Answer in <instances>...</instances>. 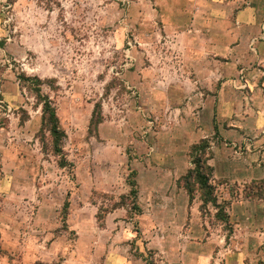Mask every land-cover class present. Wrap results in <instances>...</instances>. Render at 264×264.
Listing matches in <instances>:
<instances>
[{
	"label": "rangeland",
	"instance_id": "obj_1",
	"mask_svg": "<svg viewBox=\"0 0 264 264\" xmlns=\"http://www.w3.org/2000/svg\"><path fill=\"white\" fill-rule=\"evenodd\" d=\"M156 9L155 0H0V247L3 233L8 243L0 264H60L62 256L41 262L40 253L49 245L48 231L60 243H73L74 232L61 221L66 190L83 186L81 203L89 197L91 175L108 170L128 176L153 165L157 155L182 160L189 152L191 99L172 96L175 69L165 68L167 80L155 81L160 61L171 66L181 53ZM22 76L40 79L41 93L56 109L66 134L64 168L41 130L34 83ZM156 91L168 95L157 97ZM243 97L226 99L232 112L235 99L250 105ZM97 103L103 120L95 135L88 124ZM252 187L247 201L264 199V180ZM121 197L95 192L89 198L97 214L121 203L133 220L132 198ZM73 202L76 207V197ZM216 211L208 206L203 215ZM54 224L58 228L48 230ZM146 255L149 262L158 259L153 250Z\"/></svg>",
	"mask_w": 264,
	"mask_h": 264
},
{
	"label": "crops",
	"instance_id": "obj_2",
	"mask_svg": "<svg viewBox=\"0 0 264 264\" xmlns=\"http://www.w3.org/2000/svg\"><path fill=\"white\" fill-rule=\"evenodd\" d=\"M155 6L163 32L173 33L181 51L171 66L160 61L155 81L167 80L165 68L175 69L172 96L191 99L188 146L208 141L211 184L217 201L225 203L226 219H216L214 212L206 218L199 197L190 203L178 185L191 167L186 146L182 160L157 155L153 165L128 176L108 170L91 175L89 197L97 192L117 199L129 195L134 182L133 220L126 219L125 206H116L100 225L97 204L89 197L80 203L83 186L66 190L61 221L74 232L73 243L46 232L51 237L41 262L60 255V264H147L146 253L153 250L155 264H264V199L247 201L254 194L250 184L264 180V0H155ZM232 96L249 97L250 105L235 99L232 112L226 103ZM130 220L138 229H131ZM3 234L1 248L7 249Z\"/></svg>",
	"mask_w": 264,
	"mask_h": 264
},
{
	"label": "trees",
	"instance_id": "obj_3",
	"mask_svg": "<svg viewBox=\"0 0 264 264\" xmlns=\"http://www.w3.org/2000/svg\"><path fill=\"white\" fill-rule=\"evenodd\" d=\"M22 79L26 77L22 76ZM34 83L33 93L37 100L38 105L41 106V130L46 131L51 139L52 152L55 156L60 157L58 165L61 168L69 165L65 157L63 156L62 145L66 140V134L64 130L60 127L59 119L56 115V109L53 106L52 101L48 96L41 93L42 82L38 78H26ZM101 105L95 104L91 113V118L88 124V133L95 134L98 126L102 123ZM210 146L208 141L202 140L198 144L193 145L188 154L190 160V169L187 170L186 174L178 180V185L181 186L187 193L189 202L191 203L193 199L198 195L201 202L200 211L203 214L208 206H212L216 209L215 218L224 221L226 219L223 208L218 204L217 198L215 196V188L211 184L212 168L208 165ZM131 190L129 192V197L132 198L131 210L138 211L135 200H136V190L134 189V182L130 181ZM124 197H121V200ZM118 206H124L123 204H114L113 208ZM68 208V203L65 202L63 205V210L66 213ZM64 213V214H65ZM101 213L97 214L98 222L101 225L103 220ZM1 251V247H0ZM147 264H155L153 262L147 261Z\"/></svg>",
	"mask_w": 264,
	"mask_h": 264
}]
</instances>
